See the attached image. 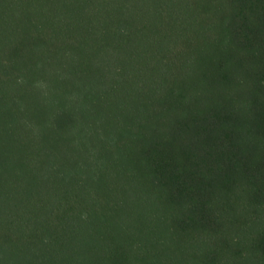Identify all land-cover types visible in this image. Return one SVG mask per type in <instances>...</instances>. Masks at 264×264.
I'll return each mask as SVG.
<instances>
[{
  "label": "trees",
  "instance_id": "obj_1",
  "mask_svg": "<svg viewBox=\"0 0 264 264\" xmlns=\"http://www.w3.org/2000/svg\"><path fill=\"white\" fill-rule=\"evenodd\" d=\"M0 264H264V0H0Z\"/></svg>",
  "mask_w": 264,
  "mask_h": 264
}]
</instances>
